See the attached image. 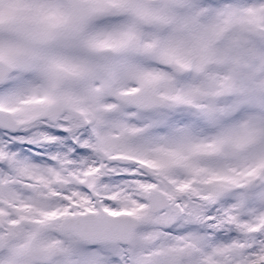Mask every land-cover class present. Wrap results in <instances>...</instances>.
Here are the masks:
<instances>
[{
	"label": "snow or ice",
	"instance_id": "1",
	"mask_svg": "<svg viewBox=\"0 0 264 264\" xmlns=\"http://www.w3.org/2000/svg\"><path fill=\"white\" fill-rule=\"evenodd\" d=\"M0 264H264V0H0Z\"/></svg>",
	"mask_w": 264,
	"mask_h": 264
}]
</instances>
